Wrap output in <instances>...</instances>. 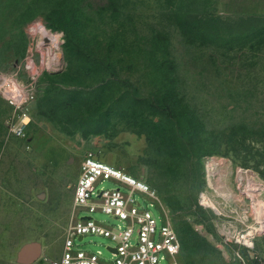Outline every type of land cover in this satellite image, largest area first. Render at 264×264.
Returning a JSON list of instances; mask_svg holds the SVG:
<instances>
[{"label": "rangeland", "instance_id": "1", "mask_svg": "<svg viewBox=\"0 0 264 264\" xmlns=\"http://www.w3.org/2000/svg\"><path fill=\"white\" fill-rule=\"evenodd\" d=\"M118 1L0 0V74L35 93L24 138L0 94V264H21L35 242L34 264L62 254L88 153L158 191V205L135 198L160 226L165 217L190 231L182 264H264V0ZM66 5L89 18L64 19ZM84 216L126 227L101 211ZM113 245L76 239L105 260Z\"/></svg>", "mask_w": 264, "mask_h": 264}, {"label": "built area", "instance_id": "2", "mask_svg": "<svg viewBox=\"0 0 264 264\" xmlns=\"http://www.w3.org/2000/svg\"><path fill=\"white\" fill-rule=\"evenodd\" d=\"M0 94L16 108L17 115L9 123L12 134L24 138L28 133L31 116L26 107L35 98L30 84L16 74H0ZM105 180H114L119 187L103 189ZM142 193L158 205L159 194L150 183L123 169L105 162L94 153H88L80 166L74 192L75 221L64 241L62 254L49 259V264H182L179 260L182 243L175 226L166 220L160 226L154 213L144 207L135 195ZM101 211L124 221L126 227H110L91 216L80 217V212ZM87 235L110 238L114 245L113 257L76 249V239ZM136 236V242H132Z\"/></svg>", "mask_w": 264, "mask_h": 264}, {"label": "trees", "instance_id": "3", "mask_svg": "<svg viewBox=\"0 0 264 264\" xmlns=\"http://www.w3.org/2000/svg\"><path fill=\"white\" fill-rule=\"evenodd\" d=\"M70 2L71 0H59V3H61V4H65V3H67V2ZM73 1H75L76 3H77V1H85V0H73ZM108 1V3H109V5L110 4H117L119 1L118 0H107ZM103 6H101V7H99L98 9H97V14H96V16H100L99 14L101 13V12H103L104 11V9H106L105 7H103ZM68 7H67V5H66V7H62V8H60V9H58L59 10V12H60V14H61V16H63V18L64 19H71L73 22L75 21V22H77V23H81L82 22V18L86 15V19L87 18H89V15H87V13H86V10H84L85 11V13L83 14V12L82 11H78L79 13H76V10L74 9V8H69V9H67ZM115 12V11H114ZM219 20V19H218ZM98 21L99 22H102V17H99L98 18ZM110 46H112V45H110ZM89 50H91V53H90V55H92L95 51H94V49H89ZM81 52H83L82 50H81ZM153 52V51H152ZM85 53V52H84ZM113 53V48L111 49V51H110V54H112ZM194 134H196V135H198V131H196V130H194L193 129V135ZM192 135V134H191ZM190 138V137H189ZM192 138V137H191ZM180 232V233H179ZM178 233H179V236H180V240H181V243H182V248H183V244H186V243H190L191 241H192V237H191V235H190V231H188V230H186L185 228H180V231H178Z\"/></svg>", "mask_w": 264, "mask_h": 264}, {"label": "water", "instance_id": "4", "mask_svg": "<svg viewBox=\"0 0 264 264\" xmlns=\"http://www.w3.org/2000/svg\"><path fill=\"white\" fill-rule=\"evenodd\" d=\"M82 240V237H80ZM110 250H114L112 247H109ZM42 254V246L40 243H30L27 244L19 253V262L21 264H34L40 258Z\"/></svg>", "mask_w": 264, "mask_h": 264}, {"label": "bare ground", "instance_id": "5", "mask_svg": "<svg viewBox=\"0 0 264 264\" xmlns=\"http://www.w3.org/2000/svg\"><path fill=\"white\" fill-rule=\"evenodd\" d=\"M48 39L50 41L52 40V44L54 43V45H55V41L52 39L51 36L48 35ZM51 53H50V55L47 56V63L50 64V66L53 65L54 62H58V56L55 53H54V55H51ZM203 199H205V202L207 204H209L210 206L215 207L216 209H218V205H217V203H215V201H213V199H211V198L208 199L207 196L204 195V194H203ZM255 230H260V227L259 226L258 227L257 226H254V230H252L248 234V236L252 235ZM248 236L247 235H244V237L246 238V242L252 244V240H251L252 237L250 239H248L247 238Z\"/></svg>", "mask_w": 264, "mask_h": 264}, {"label": "crops", "instance_id": "6", "mask_svg": "<svg viewBox=\"0 0 264 264\" xmlns=\"http://www.w3.org/2000/svg\"><path fill=\"white\" fill-rule=\"evenodd\" d=\"M112 247V246H111ZM113 248V247H112Z\"/></svg>", "mask_w": 264, "mask_h": 264}]
</instances>
